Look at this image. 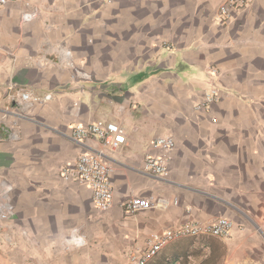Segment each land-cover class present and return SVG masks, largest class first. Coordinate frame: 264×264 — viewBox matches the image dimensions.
Returning <instances> with one entry per match:
<instances>
[{"label":"crops","instance_id":"1","mask_svg":"<svg viewBox=\"0 0 264 264\" xmlns=\"http://www.w3.org/2000/svg\"><path fill=\"white\" fill-rule=\"evenodd\" d=\"M222 4L12 0L0 10V264H125L155 232L222 217L234 223L228 238H181L148 264H264V0L227 22ZM22 89L53 99L20 103ZM97 121L123 127L126 143L72 138ZM159 137L176 143L166 178L143 169L163 154ZM99 151L108 211L63 177ZM132 198L152 207L129 214Z\"/></svg>","mask_w":264,"mask_h":264},{"label":"built area","instance_id":"2","mask_svg":"<svg viewBox=\"0 0 264 264\" xmlns=\"http://www.w3.org/2000/svg\"><path fill=\"white\" fill-rule=\"evenodd\" d=\"M11 1L0 0V10ZM253 1L223 0V4L219 8V18L227 22L232 17L233 12L242 10L252 4ZM16 97L18 102L30 105L49 102L53 99L51 93L39 95L26 89L19 90ZM218 97V89L212 88L205 96V104H211ZM71 136L79 143L93 137L101 141L104 147L113 149L126 143L125 129L113 122L97 121L85 126L78 125L73 128ZM152 146L163 154L161 156H148L145 159L143 169L153 176L166 178L169 175L168 155L175 149V140L172 137H159L152 143ZM110 173L111 168L105 160V154L99 151L94 154L81 155L72 167L63 170V177L88 186L93 192V200L97 209L108 211L114 205V188ZM174 204H178V202L174 201ZM122 205L129 214H136L152 207L150 201L144 198H132ZM233 228V221L222 217L205 226L187 224L177 229L155 232L150 235L143 250L131 251L128 254L125 264H148L167 245L181 238L200 237L202 235L228 238ZM77 243L79 246L84 245V241L80 239Z\"/></svg>","mask_w":264,"mask_h":264}]
</instances>
